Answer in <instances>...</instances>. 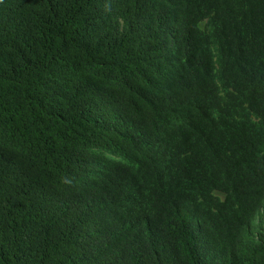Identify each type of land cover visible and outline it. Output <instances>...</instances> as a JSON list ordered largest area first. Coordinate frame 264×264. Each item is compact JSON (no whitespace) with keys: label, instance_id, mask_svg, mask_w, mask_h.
<instances>
[{"label":"trees","instance_id":"obj_1","mask_svg":"<svg viewBox=\"0 0 264 264\" xmlns=\"http://www.w3.org/2000/svg\"><path fill=\"white\" fill-rule=\"evenodd\" d=\"M0 264H264V0H0Z\"/></svg>","mask_w":264,"mask_h":264}]
</instances>
